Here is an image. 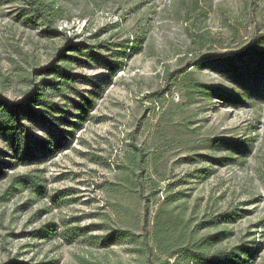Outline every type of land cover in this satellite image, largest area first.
Wrapping results in <instances>:
<instances>
[{"label":"rangeland","instance_id":"obj_1","mask_svg":"<svg viewBox=\"0 0 264 264\" xmlns=\"http://www.w3.org/2000/svg\"><path fill=\"white\" fill-rule=\"evenodd\" d=\"M53 1L62 11L56 26L65 35L49 40L15 19L16 3L0 0L1 100L22 104L33 70L47 66L68 40L106 42L104 46L123 51L115 44L131 46L127 41L143 32L144 42L139 54L120 58L122 70L105 79L99 89L77 85L80 95L94 101L85 122L67 118L78 128L26 122L30 139L42 142L49 149L46 153L31 150L28 163L23 164L0 138V164L8 174L0 181V264H132L134 254L128 246L101 249L78 241L70 244L62 237L66 227L104 222L111 228L141 230L140 225H132L142 213L137 202L131 206L128 222H119L110 213L114 200L108 187L117 182L130 144L155 155V169L165 178L158 184L157 197L150 198L149 219L165 197L167 185L175 184L168 194L186 195L185 215L194 223L238 210L241 218L224 227L231 236L219 248L245 243L258 248L253 264H264V94L249 95L241 82L209 65L189 66V57L196 54L189 53L193 32L205 31L216 41L203 50L210 56L235 54L254 37L264 35V0H198L200 8L190 0ZM98 53L109 58L110 51ZM86 64L71 68L94 84L107 75L96 63ZM187 66L196 82L214 87L222 97H188L172 87L168 91L162 75L167 71L175 76ZM163 94L167 101L161 106L154 100ZM70 98L80 100L76 95ZM61 131L73 134H63V148L49 156ZM220 139L235 143L238 151L217 145ZM201 169L208 172L199 174L205 179L191 176ZM23 174L39 186L12 188V177ZM47 233H53V239L42 237Z\"/></svg>","mask_w":264,"mask_h":264},{"label":"trees","instance_id":"obj_2","mask_svg":"<svg viewBox=\"0 0 264 264\" xmlns=\"http://www.w3.org/2000/svg\"><path fill=\"white\" fill-rule=\"evenodd\" d=\"M16 3L19 8L16 13L21 25L29 29H37L38 34L52 40L65 35L64 31L57 28L56 23L62 17L61 8L53 0H4ZM194 7H202L198 0H190ZM188 15V14H187ZM188 21V16L185 18ZM141 31V30H138ZM143 32H136L128 44H115L120 50H112L106 42L90 44L86 42L70 43L62 45L49 64L41 69L33 70V77L28 78L31 87L24 93L22 104H14L0 99V138L17 157L18 161L26 164L31 150L37 153H46L42 142L30 139L26 122L41 126L58 127L67 125L70 128H78L67 118H76L79 122H85L89 111L94 107L92 99L84 98L77 90V85H96L98 89L106 81L122 70L123 59L137 55L141 52L144 42ZM95 37V36H94ZM216 41L208 36L207 32H193L190 36L189 66L209 65L216 71L227 75L228 78L241 82L240 85L251 96L264 94V35L256 36L242 50L235 54L206 55L203 50ZM101 50L110 51L109 58L101 57ZM219 58H216V57ZM120 59L118 60H111ZM87 61L96 63L101 69L107 71L100 82L94 84L90 78L73 72V66L83 67ZM187 68L180 69L175 76L167 71L162 75V81L167 88L176 91H184V95L192 96H221L214 87L205 86L196 82L192 72ZM107 79V80H105ZM102 83V84H101ZM76 95L78 102L71 100L70 96ZM157 95V94H156ZM155 95V96H156ZM159 95V94H158ZM165 94L156 97L154 102L164 106ZM69 103L71 106H69ZM69 108V110L67 109ZM53 132L56 130L53 129ZM71 136L73 132H58L61 137L54 144L49 156L55 155L62 149L63 134ZM55 137L54 133H49ZM217 145H222L232 151H238L235 143L223 139ZM124 164L119 166L120 172L117 182L110 184L108 191L114 200L111 204V215L117 221L128 222L131 215V206L137 202L142 207L139 221L132 225H140L141 230L127 228H111L106 222L91 224L88 226L66 227L62 237L68 243L76 241L107 249L112 246H128L129 252L134 254L132 264H253L258 248L247 244H239L229 249H220L219 245L231 236V232L224 228L228 224L235 223L241 216L238 210L223 211L212 215L205 221L194 220L185 215L186 197L182 192L168 194L173 185H167L165 197L158 201L157 209L151 219L148 218V204L150 198L157 197L159 182L165 181L163 175L156 171L157 157L144 153L143 150L129 145ZM33 155V154H32ZM30 161V160H29ZM38 163V160H31ZM12 165L11 167H14ZM108 167V166H107ZM152 172V174H151ZM199 174L208 175L206 170H197L191 175L195 179H205ZM8 177L6 170L0 164V181ZM156 179V180H155ZM12 185L16 191L21 189H35L39 184L29 174L12 177ZM44 189V188H42ZM148 194H143L144 191ZM134 221V220H133ZM223 227V228H220ZM209 228H220L215 232L200 235L199 232ZM100 231L101 234H92ZM43 238L53 239V233H47ZM9 264H22L11 262ZM47 264V263H41ZM84 264H109L108 262L86 261ZM116 264H123L118 262Z\"/></svg>","mask_w":264,"mask_h":264}]
</instances>
